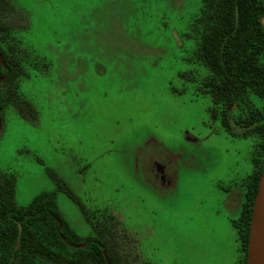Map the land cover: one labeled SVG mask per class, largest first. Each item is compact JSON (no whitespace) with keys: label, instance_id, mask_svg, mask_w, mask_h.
<instances>
[{"label":"rangeland","instance_id":"obj_1","mask_svg":"<svg viewBox=\"0 0 264 264\" xmlns=\"http://www.w3.org/2000/svg\"><path fill=\"white\" fill-rule=\"evenodd\" d=\"M11 2L25 12L19 47L37 56L20 83L32 118L0 113L15 203L52 193L86 237L74 196L132 264H241L234 222L258 138L226 131L199 89L200 0Z\"/></svg>","mask_w":264,"mask_h":264},{"label":"trees","instance_id":"obj_2","mask_svg":"<svg viewBox=\"0 0 264 264\" xmlns=\"http://www.w3.org/2000/svg\"><path fill=\"white\" fill-rule=\"evenodd\" d=\"M200 2L199 14L190 25L196 54L208 70L199 89L212 98L211 115L221 119L226 131L258 138L252 151L254 169L244 180L239 218L234 222L243 252L239 260L247 264L251 208L264 164V28L260 21L264 0ZM252 96L261 101L260 106ZM19 98H13L17 108ZM4 104L0 94V111ZM14 182L12 174L0 171V264H107L104 253L111 264H132L118 251L106 224L92 223L74 196L93 226L94 233L86 237L78 236L61 218L52 193L17 205ZM142 264L152 263L143 260Z\"/></svg>","mask_w":264,"mask_h":264},{"label":"flooded vegetation","instance_id":"obj_3","mask_svg":"<svg viewBox=\"0 0 264 264\" xmlns=\"http://www.w3.org/2000/svg\"><path fill=\"white\" fill-rule=\"evenodd\" d=\"M24 13V9L17 8L13 2L7 4L6 0H0V94L5 103L3 108L16 103L17 99L14 100V97L22 96L21 80L36 69L37 56L34 51L27 52L25 47H19L21 38L15 33L24 28L21 24L24 21ZM18 102V112L22 116L31 117L34 107L31 104L24 105V102H27L25 97L24 101L19 99ZM23 108L29 114L25 113Z\"/></svg>","mask_w":264,"mask_h":264},{"label":"water","instance_id":"obj_4","mask_svg":"<svg viewBox=\"0 0 264 264\" xmlns=\"http://www.w3.org/2000/svg\"><path fill=\"white\" fill-rule=\"evenodd\" d=\"M264 28V18H261ZM107 264H111L104 253ZM247 264H264V164L254 196L246 251Z\"/></svg>","mask_w":264,"mask_h":264}]
</instances>
